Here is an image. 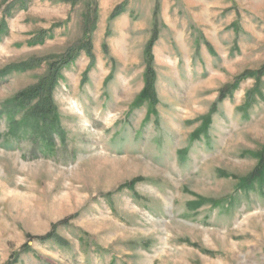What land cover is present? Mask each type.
<instances>
[{
  "label": "rangeland",
  "instance_id": "rangeland-1",
  "mask_svg": "<svg viewBox=\"0 0 264 264\" xmlns=\"http://www.w3.org/2000/svg\"><path fill=\"white\" fill-rule=\"evenodd\" d=\"M13 1L0 71L39 66L0 80V111L69 50L90 41L93 60L81 47L61 71L52 149L32 126L11 136L22 111L0 118V264H264V177L244 185L264 151V0H33L6 16ZM155 35L157 101L137 105Z\"/></svg>",
  "mask_w": 264,
  "mask_h": 264
},
{
  "label": "trees",
  "instance_id": "trees-1",
  "mask_svg": "<svg viewBox=\"0 0 264 264\" xmlns=\"http://www.w3.org/2000/svg\"><path fill=\"white\" fill-rule=\"evenodd\" d=\"M32 1L33 0H15L12 2L11 5L7 6L4 14L8 16L14 10H18V11L26 10L28 8V5ZM123 12H124V5H120L115 9L113 13V17H117ZM0 34H1V29H0ZM44 36L45 35L42 34V37H39L41 40L40 42H42ZM156 40H157V35H155L151 39L150 44L147 46L145 51V58L147 62V68L145 73L146 84L142 93L139 95V98L137 100V105L142 104L145 100H151L154 103L157 101L155 95L156 75L154 71L153 56H152V48ZM84 44L80 45L79 49L84 48L86 53L93 60L90 41H88L87 44L85 45ZM79 49L75 48L69 50L67 55L63 57L57 65L52 64L50 66L47 75L42 79H40L38 83L18 93L11 103H7L10 105L3 104L4 107L0 111V118L2 117L10 118V116L14 117L21 111L23 112V115H25V118H23V120L20 123H16V122L11 123V130L13 134L11 136L14 137L15 135H18L19 132L22 131L21 127L25 125L32 126L34 128L33 129L34 132L41 139V143H43L49 149H52L54 147L53 144L55 141L53 135L56 133L58 134V132L60 131L59 128L60 125L57 117V108L53 99V92L61 77V71L64 68L68 67L77 58V56L80 53ZM37 66L39 65H35V64L33 65V62H24L21 64L9 65L8 67L0 71V80H4L16 73L27 72L29 70L36 68ZM254 74L255 73L253 74L245 73L237 80L236 84L225 89L223 91L222 96H224L226 92L230 93L237 86V84H239L241 80L252 77ZM258 75L264 76V69H262V71H259ZM248 98H249L248 99L249 103H252L251 100L254 99V91H251L248 94ZM258 158H259V162L256 169L246 179V183H244V185H247L248 187H251V185L253 184L261 183L260 180L264 177V151L259 155ZM45 240L49 241L52 239H50V237L47 236L45 237Z\"/></svg>",
  "mask_w": 264,
  "mask_h": 264
}]
</instances>
